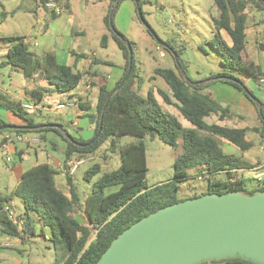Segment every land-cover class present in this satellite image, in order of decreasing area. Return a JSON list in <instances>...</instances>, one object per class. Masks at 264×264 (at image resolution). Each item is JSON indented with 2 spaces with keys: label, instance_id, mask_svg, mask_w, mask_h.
I'll return each instance as SVG.
<instances>
[{
  "label": "trees",
  "instance_id": "trees-1",
  "mask_svg": "<svg viewBox=\"0 0 264 264\" xmlns=\"http://www.w3.org/2000/svg\"><path fill=\"white\" fill-rule=\"evenodd\" d=\"M39 1L45 7L49 0ZM122 1L109 0L107 14L103 19L125 60L122 74L114 86L109 88L107 75H100L97 70H93L96 64H111L110 62L91 58L85 69L77 70L73 65L59 62L53 52H47L41 57L37 56L30 50L25 37H7L11 45L6 60L0 63L14 67L24 77L37 76L45 80L52 91L60 94L79 89L86 76L91 77L90 88L97 86L93 134L88 139L74 136L63 124L52 120H37L36 110L25 109L20 98L0 92V107L13 112L25 121L24 126L0 130V136L5 134L14 136L25 131H33L53 148L55 142L47 136L48 132L53 131L65 143L62 151L63 163L73 156L84 158L93 154L107 140H110L109 149H111L122 135H132L141 139L145 136L150 139L157 137L171 146H176L178 140H181L180 152L173 161L172 177L151 186L146 181L148 167L144 143L139 140L119 146L117 168L102 171L99 163H93L85 170L83 177L91 182V189L83 200L75 189L72 177L65 171L69 186L67 193L55 184L54 176L58 171L48 162H38L27 168L16 187L9 193L0 195V236L23 239L24 236L38 234L53 241L54 246L62 245L64 251L61 257L52 264H95L111 241L132 223L166 205L191 198L179 197L178 190L181 182L191 176L190 170L197 166H205L211 173L206 180L207 190L204 193L243 191L252 194L256 191H264V179L257 181L259 186L252 189H248L247 185L252 179L250 176H244L233 182L228 181L229 177L233 176L231 170L252 169L254 165L240 155L224 152L218 141V139L224 140L244 152L254 146L247 138L248 130L257 132L261 138L264 137V103L246 93L237 81L219 78L225 75L243 82L238 74H244L256 82L259 89H264V64L260 65L245 58L250 9L263 14L259 24L264 35V0H214L218 13L213 17L214 36L209 44L216 50L221 64L225 67L222 71L209 75L204 80L191 82L186 78L185 63L173 48H170V51L175 57L177 71L170 68L154 69V74L160 76L169 86L171 95L160 89L157 92L165 103L177 107L180 115L192 125L191 127H184L175 114L164 110L152 88L148 90L146 96H142L133 87L135 82H138L137 87L141 85V77L135 64L132 42L125 35L124 40L120 39L109 26V21L113 23L115 12ZM131 1L135 5L134 11L138 17L137 8H141L143 1ZM62 2L63 6L68 8V0ZM5 15L4 11H0V18ZM145 29L153 38L149 30ZM107 40L108 35L103 34L100 44L106 45ZM161 42L163 45L166 44L165 41ZM128 44L132 49V69L129 77L120 86L129 64ZM259 47L264 51V41L259 43ZM97 77L102 78V81L95 82L94 79ZM216 81L233 86L253 103L261 122L260 127H232L209 124L203 120V117L214 113L219 121H223L229 110L228 105H220L208 92H205L208 86ZM49 88L26 89V95L34 97L37 101L42 100ZM248 90L252 94V91ZM70 95L78 106L88 108L83 96L75 92ZM108 97L107 106L103 109ZM102 112L101 132L93 143L88 144L97 132ZM3 124L7 123L0 118V126ZM3 142L4 137L0 141V146ZM196 196L199 195L192 197ZM13 197L20 198L23 203L21 222H18L19 216L16 217L17 222L12 221L8 216L6 209L8 206L5 203ZM33 214L40 222L38 233H36ZM210 262L254 264L240 258Z\"/></svg>",
  "mask_w": 264,
  "mask_h": 264
},
{
  "label": "rangeland",
  "instance_id": "rangeland-1",
  "mask_svg": "<svg viewBox=\"0 0 264 264\" xmlns=\"http://www.w3.org/2000/svg\"><path fill=\"white\" fill-rule=\"evenodd\" d=\"M51 1L58 2L64 10H66L63 6L62 0ZM142 1L140 9L144 20L153 29L160 41H165L166 44L163 45L162 42L157 43L155 39L149 36L139 15L137 17L132 8L134 6L132 1L123 0L120 3L118 10L115 12L113 23L115 28L132 42L135 64L137 66L138 75L141 77V85L137 87L138 82H135L133 87L138 90L139 94L142 96H146L148 90L152 88L161 107L164 110L175 114L184 127H191L192 125L180 115L177 107L173 104L165 103L161 95L157 92V90L160 89L164 93L171 95L169 86L160 76L154 74V69L170 68L177 71L175 57L170 51V48L176 50L182 61L185 63L186 78L191 82L204 80L209 77V75L217 73L219 69H225L220 62L218 53L209 44V41L212 40L214 36L213 17L217 16L218 13L214 5V0ZM68 2L70 13L63 12V14L58 16L57 19H52L51 16L42 9L39 0H21V5L14 13L7 15V17L3 19L0 18V43H2L3 37H35L33 35L34 28L40 29L43 27L45 30L40 31L41 33L38 37H59L69 22H71V26H73L75 30L72 37L73 48L76 52H84V55H86L88 59H90L95 53L96 57L102 58L115 66L123 64L125 60L122 51L110 36L103 20L104 16L107 14L109 0H68ZM49 9L50 8H48V10ZM258 14L259 12L256 10L250 9L248 20L249 27L247 29L246 37L247 52L255 61L258 59L254 50V47L256 46L254 43V37H256L258 29L256 16ZM261 15L263 17V14ZM259 27L260 37H263L264 40L260 24ZM80 31L84 32L80 33ZM103 33L108 35V43L104 46L100 44L101 35ZM157 46L162 51L163 55H160ZM29 48L37 56L40 55L39 49L33 47V45H29ZM245 58L251 59L248 54H246ZM111 64L107 63L94 66L99 68L101 71L99 72L100 75H107L108 79L107 73L113 70V65ZM238 76L242 79L245 86L252 91V96L264 103V89H259L257 83L250 77H247L244 74H238ZM98 81L101 82L102 78H99ZM25 84L30 87H49L45 80H38L37 78L33 80L32 78L24 77L21 72H18V70H12L10 72L8 70H3V73L0 76L1 88H12L14 94H9L15 97L24 95L23 90ZM50 91L45 92L42 101L45 104L50 103V107L42 108L40 111L36 110L35 114L37 119L41 116H44L45 119L48 117L53 122L63 124L66 129L70 128L67 125V122H70L69 120L72 119V116L67 114V109L61 110L56 108L55 100L59 93L51 91L50 95ZM90 91L91 88L87 94ZM205 92H209V88H207ZM90 95L92 96L93 92H90ZM171 99L172 101H175L174 98ZM14 117L16 121H21L19 117ZM203 120L209 124H229L228 126L231 125L232 127L238 126L250 128L261 126L255 106L253 111H250L249 113L237 110V108L233 109L229 107L223 121H219L218 116L214 113L207 117H203ZM81 123L83 125H88L89 118L83 116L81 118ZM80 128H82L81 125ZM69 132L75 136L74 132ZM78 133L83 139H88L93 134L92 131L91 133L90 131H87L85 127ZM247 138L253 142L254 146L244 152H241L224 140L217 139L223 149L227 150L229 146L233 147L237 155L245 156L246 160L251 162L254 167L259 164V167L256 170L251 169L254 170L252 172L264 171V137L261 138L257 132L248 130ZM139 140L142 141L146 147V161L148 167L146 176L147 184L151 186L172 177L173 161L181 149L180 139L176 146H171L157 137L150 139L148 136H145L141 139L132 135H122L118 139L116 145L111 149H109L110 140L102 143L92 154V161L81 164L76 172L73 175H70L81 200L84 199L91 189V182H88L83 177L85 170L93 163H99L102 171H110L117 168L119 165L118 147L128 142ZM42 143L43 141L41 140V142L35 147L29 146V153L33 155L34 148L39 151V149L42 148ZM62 150L63 147L62 149L53 150V154L63 157ZM256 154L260 156L258 162ZM0 162L2 170L9 173L10 165L6 164L1 156ZM3 176H5V182H8L9 178H7V175L3 174ZM58 177L57 174L54 176V181L57 184L59 183ZM95 178H97V176ZM187 181L188 183H184ZM187 181L181 182L178 190L179 197H192L206 192L207 181L196 179ZM65 184L66 182L64 180L63 185ZM247 185L248 189L257 188L259 186L254 178L250 179ZM15 209L18 214H22L23 206L20 202L16 204ZM37 230L36 233H38ZM7 251L8 252H5L1 256L2 259L0 260V264H52L56 259L61 257L64 248L60 244L54 246L53 241L47 237L38 234H30L23 252L19 253L16 249H10ZM10 254L18 257V261L11 258ZM205 263L211 264L213 262L208 261L200 264Z\"/></svg>",
  "mask_w": 264,
  "mask_h": 264
},
{
  "label": "water",
  "instance_id": "water-1",
  "mask_svg": "<svg viewBox=\"0 0 264 264\" xmlns=\"http://www.w3.org/2000/svg\"><path fill=\"white\" fill-rule=\"evenodd\" d=\"M137 12L152 37L160 43L139 7ZM109 26L120 39H125L111 20ZM128 49V69L120 86L132 69L129 44ZM219 78L237 81L252 95L243 82L225 75ZM108 100L109 97L103 109ZM102 118L103 112L97 132L88 144L100 134ZM94 119L91 117L90 122ZM14 127L3 124L0 130ZM233 258L264 264V191L204 193L159 208L124 229L95 264H200Z\"/></svg>",
  "mask_w": 264,
  "mask_h": 264
},
{
  "label": "crops",
  "instance_id": "crops-1",
  "mask_svg": "<svg viewBox=\"0 0 264 264\" xmlns=\"http://www.w3.org/2000/svg\"><path fill=\"white\" fill-rule=\"evenodd\" d=\"M128 1L131 2V0H128ZM39 3H40V1H39ZM20 5H21V0H0V11H4L6 13V15L2 16L1 19L7 17V15H9V14L14 13L15 10ZM40 6L42 7V9L47 14H49L51 16L52 19H57L58 16L63 14V12L55 13L50 9L48 10V8L46 6H45L46 8L43 7L41 3H40ZM65 8H66V10L64 12L70 13L69 2H68V8L67 7H65ZM132 8L134 10L135 5ZM256 18L258 21V29H257L256 37H254V43L256 44V46L254 47V50L257 54L258 59L256 61L254 59H252L250 54L247 52V48H246L245 53L248 54V56L251 58L248 60H253L256 63L263 65L264 64V51L259 47V43L264 41L263 37H260V33H259V30H260L259 21L261 20L262 15L259 13L256 16ZM69 24L63 30L62 34L59 37H38L41 33L40 31H44L45 28L44 27L40 28V29L34 28L33 35L35 37H31V36L25 37V41L29 45H33V47H36L37 49H39L40 55H38V56H43L47 52H53L59 62L68 64V65H73L75 67V69H77V70L85 69L88 66L89 60L91 58H97L98 61H106V60H103L102 58L96 57L95 53L93 54V56L90 59H88V57L86 55H84V52H76L75 49L73 48V37H72L73 34L75 33V30H74L73 26H71L72 23L69 22ZM82 32H84V31H80V33H82ZM103 34H105V33H103ZM107 43H108V40H107L106 44ZM10 45H11V43L10 42L8 43L7 37H3L2 43H0V63H2L3 61L6 60L7 52H8ZM123 64L116 65V66L114 64H111V65H113V70L110 71L109 73H107L108 74L107 86L109 88L112 87L116 83V81L120 78L122 71H123V68H122ZM96 65H100V64H96ZM3 70H8L9 72L12 70L17 71V69H15L14 67H12L10 65H7V64L0 65V76L3 73ZM93 70H97L98 72H101L99 70V68L96 66H93ZM222 70L223 69H219V71H222ZM18 72H20V71H18ZM36 78L38 80H41L37 76H35L32 79L35 80ZM96 79H94V80L99 83V81H98L99 77H97ZM0 88H1V86H0ZM32 88H34V87H30V86L25 84L24 90H23L24 95L23 96H16V97L20 98L21 100H24V99L31 97L30 95H26V89H32ZM208 88H209V92H208L209 95L212 98H214L220 105H222V106L228 105L230 108H233V109L237 108V110H242V111L247 112V113H249L250 111H253V108H254L253 103L246 96H244V94L242 92H240L239 90H237L233 86H231L227 83H224V82L216 81V82L210 84L208 86ZM215 89H216V92H215ZM1 90L3 91V93H13L14 94V90L12 88H4L3 89V87H2ZM50 90L51 89L49 88L48 91H50ZM51 91L49 92L50 95H51ZM74 92L75 91H72L70 93H62V94L59 93V94H57L55 103L57 104V103H66V102L74 101L72 96L70 95L71 93H74ZM90 92H93L92 96L90 95ZM90 92L88 94L86 93L87 95H83V97L86 96L85 98H83V100L86 102L85 104L88 105V108H83V107L78 106V104L75 103V101H74L73 106H69V107L64 108V109H67V114H70L72 116V119L69 120L70 122H67L68 124L66 123L70 128H67L66 130L72 131L74 133H75L74 130H76L77 131L75 133L76 136H79L78 132L80 130H82L84 127H85V129H87V131H90V133H91V131L93 132L94 122L91 123L90 119H91V117H95V114H96L95 106H96L97 87L96 86L91 87ZM43 98H44V95H43ZM43 98H42V100L37 101L39 108L34 109V110L40 111L42 108H49L50 107V103L45 104L42 102ZM56 104H55V106H56ZM14 116H17V115H15L13 112H11L7 109L0 107V118L3 119L7 124H12V125H17V126H24L25 125L24 120H22L19 117L21 119V121L18 122L15 120ZM83 116H86L87 118H89V124L88 125H83L81 123V118ZM75 119L77 120L76 126L73 124V121ZM37 120L47 121V120H51V119L48 117L45 119L44 116H41ZM94 121H95V119H94ZM14 123H17V124H14ZM80 125L82 126V128H80ZM228 125L229 124H227V126ZM25 130H27V129L25 128ZM24 133H30L33 136H39L38 133H35L33 131H25ZM47 136L51 141L55 142V145L53 146V148L49 143L43 142L42 148L39 149V151L36 148H34V154L33 155H31L29 153V149H28V147L29 146L31 147V145H27L25 143L14 142V143L8 145V148H6V149H4L2 146H0L1 158L3 157V160L6 162V164L10 165L9 173H6V171L2 170V168L0 166V195L1 196L5 195V194L9 193L11 190H13L16 187V185L19 183L22 173L27 168H29L30 166H32L38 162H48L50 165L55 167L56 170L58 171L57 175L59 176L58 177L59 183L58 184L55 183V184L57 185V187L62 189L64 192H66V193L68 192L69 186L67 183L65 172L63 170L60 171V169H59V166L62 165V163H63V157L56 156L53 154V150L55 151L58 149H62V147H64L65 143L62 140V138L53 131L48 132ZM18 144H20V145H18ZM33 147H35V146H33ZM223 150L226 153H231V154L237 155V153L233 147L229 146L227 148V150H225V149H223ZM6 155L11 156L10 161L6 160ZM256 155H257L256 157L258 158V160H257V162H258L260 160V156L258 154H256ZM241 157L246 159V157L243 155ZM0 164H1V162H0ZM258 167H259V164H258V166H255L253 168H254V170H256ZM3 174H6L7 178H9L8 182H5V176H3ZM64 180L66 182L65 185H63ZM18 202H20L23 206L21 199L18 197L11 198L5 204L9 207V209L14 211L16 217L19 216L18 222H21V217L23 216L22 215L23 212H22V214H18L16 212V209H15V206ZM33 216L35 217V228L37 230V228L40 227V222H39L38 217L35 214H33ZM77 217H80V216H77ZM4 238H9L11 243H12V246L11 247H4V246L0 245V260L2 259L1 256L5 252H8L7 250L16 249L17 252H19V253L23 252L25 250V245L27 244V242L29 240V236H24L23 239L20 237H11V236H7V235H1L0 236V240L4 239ZM11 254H10L11 258H14L16 261H18V257H16L15 255H11ZM211 264H218V263H211Z\"/></svg>",
  "mask_w": 264,
  "mask_h": 264
},
{
  "label": "built area",
  "instance_id": "built-area-1",
  "mask_svg": "<svg viewBox=\"0 0 264 264\" xmlns=\"http://www.w3.org/2000/svg\"><path fill=\"white\" fill-rule=\"evenodd\" d=\"M45 6L47 8H50V10H52L55 13H61L64 12V8L55 1H51L49 0ZM157 50L160 52V55H163L162 51L159 49V47H157ZM262 81V80H260ZM90 85H91V77L90 76H86L83 84L81 85V87L79 89H77L75 91V93L77 95H86V93L89 91L90 89ZM0 92L2 93L3 91L0 88ZM74 105V101H70V102H66V103H57L56 104V108L57 109H64L66 107L69 106H73ZM22 106L25 109H38L39 105L37 100L34 97H29L27 99L22 100ZM73 124L76 126L77 125V120L75 119L73 121ZM4 137V142L2 143V147L4 149L8 148V145L14 143V142H23L27 145H31V146H36L41 142V138L39 136H33L30 133H19L16 134L14 136H10L8 134H5L2 136V139ZM93 159V155H89L87 157L84 158H79L77 156H73L70 159H68L65 163H62V165L59 166L60 170L65 171L68 175H73L77 168L83 164V163H87L92 161ZM6 160L10 161L11 160V156L10 155H6ZM254 169V168H252ZM233 172V176L229 177L228 181L233 182L236 180H240L242 179L244 176H250L254 179H256V181H262L264 179V171H258V172H252L254 170L251 169H244V168H238V169H233L231 170ZM190 174L191 176L187 179H185V181L187 180H191V179H196V180H207L210 176L211 173L209 171H207L205 166H197L193 169L190 170ZM184 183H188L184 182ZM6 209L8 210V216L9 218L14 221L17 222V218L16 215L14 213V211H12L11 209H9V207H6ZM0 245L4 246V247H11L12 243L10 241L9 238H4L0 240Z\"/></svg>",
  "mask_w": 264,
  "mask_h": 264
}]
</instances>
